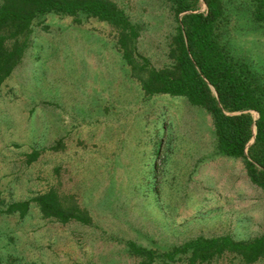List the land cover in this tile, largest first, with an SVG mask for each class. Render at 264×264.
<instances>
[{"label": "rangeland", "instance_id": "1", "mask_svg": "<svg viewBox=\"0 0 264 264\" xmlns=\"http://www.w3.org/2000/svg\"><path fill=\"white\" fill-rule=\"evenodd\" d=\"M114 1L138 25L137 52L154 68L168 66L172 4ZM222 2L233 54L264 74L257 2ZM26 40L0 85V264H140L130 241L163 252L196 238L248 241L264 232V191L240 159L215 153L210 114L184 97L144 94L111 25L48 13ZM49 190L72 195L90 223L43 217L35 203L25 215L4 212ZM188 256L151 264H189ZM201 264L246 263L225 253Z\"/></svg>", "mask_w": 264, "mask_h": 264}, {"label": "trees", "instance_id": "2", "mask_svg": "<svg viewBox=\"0 0 264 264\" xmlns=\"http://www.w3.org/2000/svg\"><path fill=\"white\" fill-rule=\"evenodd\" d=\"M166 1L172 4L177 19L168 50L171 62L154 68L137 52L138 25L114 0H0V85L19 62L27 45L26 35L39 17L48 13L71 17L84 14L104 21L115 31L117 48L143 93L184 97L205 109L212 119L215 153L240 159L250 182L264 191V74L243 56L233 54L222 0ZM199 1L205 4L202 11ZM254 1L257 6L253 17L264 23V0ZM37 155L34 150L28 162ZM31 203L37 205L43 217L62 223L91 221L87 210L72 195L62 196L55 190L12 202L4 212L25 215ZM127 246L142 257L140 264H151L155 259L175 262L179 254L187 253L189 264H201L225 253L253 264L264 258V232L248 241L228 235L196 238L163 252L131 241Z\"/></svg>", "mask_w": 264, "mask_h": 264}, {"label": "crops", "instance_id": "3", "mask_svg": "<svg viewBox=\"0 0 264 264\" xmlns=\"http://www.w3.org/2000/svg\"><path fill=\"white\" fill-rule=\"evenodd\" d=\"M221 156V155H220ZM228 158H231V157H228Z\"/></svg>", "mask_w": 264, "mask_h": 264}]
</instances>
